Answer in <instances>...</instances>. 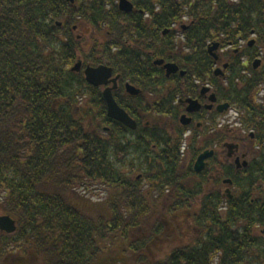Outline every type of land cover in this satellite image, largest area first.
Listing matches in <instances>:
<instances>
[{"label": "trees", "instance_id": "1", "mask_svg": "<svg viewBox=\"0 0 264 264\" xmlns=\"http://www.w3.org/2000/svg\"><path fill=\"white\" fill-rule=\"evenodd\" d=\"M128 1L131 13L119 0H0V208L17 222L14 234L0 232V264H264L253 216L232 203L224 216L208 200L201 204L192 216L200 234L162 260L144 253L171 243L173 223L150 224L139 236L152 196L168 201L164 211L175 218L201 193L200 181L186 188L195 173L193 163L182 169V134L160 136L155 123L177 122L182 106L174 103L198 97L214 71L209 45L238 48L254 32L264 46V0ZM225 58L234 76L222 87L224 100L244 113L245 128L264 134V106L254 102L264 65L237 84L241 57ZM157 60L176 63L185 76L167 78ZM88 65L120 76L113 95L137 130L108 117L102 88L85 79ZM127 83L141 95L127 94ZM258 160L239 185L264 183V156ZM94 187L108 194L107 216L71 201L72 191ZM238 222L243 231L233 236Z\"/></svg>", "mask_w": 264, "mask_h": 264}, {"label": "flooded vegetation", "instance_id": "2", "mask_svg": "<svg viewBox=\"0 0 264 264\" xmlns=\"http://www.w3.org/2000/svg\"><path fill=\"white\" fill-rule=\"evenodd\" d=\"M167 33L168 30L164 34ZM251 35V38L248 40L239 38L240 44L238 48L223 47L219 44L218 49L212 51L217 59L210 54V48L214 44L209 45L208 52L214 60V71L206 75L204 83L200 84L201 87L198 97L195 99H178L177 103H174L177 108L182 106L177 118L178 123L168 116H161L159 117V124L155 123L154 132L160 136H163L162 133L166 134L165 136L170 134H182L184 145L181 153L184 154L185 146L196 151L194 154L196 160L193 163L195 175L189 176L186 188H188L190 192L195 188V182L200 181L201 184L198 188L201 193L191 201V204L200 206L208 200L214 207H218L219 211L224 216L228 210L229 204L232 203L235 209H238L240 212L244 211L246 214L253 216L251 222L256 224V226L251 228V235L259 240L261 246L264 247V183L254 185L238 184L240 177H247L244 171L253 163H256L260 157L264 156V134L258 130L254 124L249 126V129L245 128L243 124L245 120L244 113L232 106L229 101H225L222 93V87L228 84V78L234 76L228 73L230 65L225 58L226 52L232 53L235 51L236 54L241 57V68L243 71L242 74L238 75L237 84H240V77L251 76L250 67H252V70L257 71L264 65V46L259 45L258 37L254 32H252ZM163 61L164 65H177L174 62ZM257 62H259V65L255 68ZM164 65L157 66L162 67L167 78L176 74L182 76L181 72L183 70L177 65L179 71L168 77ZM117 76L119 75H114L113 78ZM120 81L121 78L119 76L116 83L117 87L114 91L119 88ZM232 83H234V81ZM129 84L130 83H127L125 85L126 92L127 85ZM114 86L115 84L111 82L106 88H112ZM139 91V95H141L142 91ZM263 92L264 83H261L258 92L254 95V102L258 106H264V95L260 96ZM127 94L129 93L127 92ZM188 100L197 101L201 109L198 112H188ZM225 105H228L227 109H224ZM234 114L236 118H234ZM183 116L191 119L189 125L182 124L181 119ZM162 120L163 122H161ZM238 125H240V128H235ZM198 144L201 147L200 150L196 149ZM156 145L153 148L158 152L159 149ZM204 153H212V155L205 160L204 169L200 173H197L195 171V163L199 156ZM245 164L247 165L245 166ZM242 231L241 222H238L232 229V235H236L237 232H239L237 233L238 235H241Z\"/></svg>", "mask_w": 264, "mask_h": 264}, {"label": "rangeland", "instance_id": "3", "mask_svg": "<svg viewBox=\"0 0 264 264\" xmlns=\"http://www.w3.org/2000/svg\"><path fill=\"white\" fill-rule=\"evenodd\" d=\"M79 37L84 38V36L82 34H79ZM263 95H264V92L260 96H263ZM234 118H236L235 114H234ZM229 119H232V118H229ZM230 121H232V120H230ZM91 123L92 122H89V125H91ZM235 128H240V125H238ZM247 133H248V131H247ZM199 142H200V138H199ZM200 148L201 147L198 144L196 146V149L200 150ZM195 153H196V151H194L192 148H187L185 146L184 154L181 155L182 159H183V162H182L183 163L182 167H184V168H182L183 170L187 169L190 164L194 163V161L196 160V157H194ZM124 171L130 172V171L125 170V169H124ZM133 178H135V175ZM85 191L86 190H79V191H74V192L72 191V193L69 195L71 198V201H73L74 204L76 206H78V208H80V207L81 208H83V207L87 208L88 211L93 215L105 214L106 210L104 209L102 202L105 200L104 198L108 197V194L103 193L102 190L101 191L97 190L95 187L92 188V192H90V193L85 192ZM150 202H151V204H153L152 206H154V207H151L152 213L149 216L150 220L148 223H145L142 233L139 234L140 238L149 234L150 229L152 227V225H150V224H153L156 222H165V223L171 222V223H173L172 228L174 230L173 234H175V236L172 239L171 243L161 244V242H158L154 248H149L148 252L144 253L147 257H149L155 261L162 260L175 247L188 245V244H191L192 242H194L195 238L200 233L194 227L193 220H192L191 216H194L199 212L200 206L192 204L190 210L189 209L181 210L178 213H176L175 218H172L171 216L168 217L167 213L164 211V208L166 209L169 206L168 201L162 200L161 202H159L157 200L156 196H152L150 198ZM107 214L108 213H106V216H107ZM4 215H7V214H5L4 211H2L0 208V216H4ZM115 254L122 257L124 255V252H122L121 248L115 249ZM135 261H136V259H135ZM34 264H40V263L35 262ZM125 264H127V261L125 262ZM131 264H133V263H131Z\"/></svg>", "mask_w": 264, "mask_h": 264}, {"label": "water", "instance_id": "4", "mask_svg": "<svg viewBox=\"0 0 264 264\" xmlns=\"http://www.w3.org/2000/svg\"><path fill=\"white\" fill-rule=\"evenodd\" d=\"M72 3L75 2V0H68ZM119 7L121 11L124 12H132L134 9L133 4L128 0H120ZM59 25H61L59 23ZM219 47V44H215L210 48V54L217 59L216 55L212 53L213 50H217ZM155 65H164V61H156ZM259 65V62L255 64V68H257ZM164 68L166 70L167 76L169 77L172 74H176L179 71V67L175 64H166L164 65ZM82 70V62H78L74 68V72H80ZM85 79L88 84H90L93 87H107L111 82L115 84L112 88H106L103 92V97L105 99V102L107 104V115L110 119H113L125 127H127L130 130H136L137 129V122L124 110L119 106L117 101L115 100L113 96V91L116 89V83L119 79V76L116 78L114 77V71L112 68L106 66V65H100L98 67L93 66H87L84 70ZM181 75L184 76L185 72H181ZM208 91V90H206ZM127 92L132 96L139 95L140 91L136 89L132 85H127ZM214 99V98H213ZM189 104L188 112H198L201 109L200 104L197 101L188 100ZM228 105L224 106V109H227ZM183 125H189L191 123V119L187 118L186 116H183L182 119ZM212 153H204L199 156L195 163V171L197 173H200L205 166V160L210 157ZM231 155V153H230ZM247 164H245L246 166ZM0 231L4 232L6 234H14L17 231V222L14 218H12L9 215L0 216Z\"/></svg>", "mask_w": 264, "mask_h": 264}]
</instances>
